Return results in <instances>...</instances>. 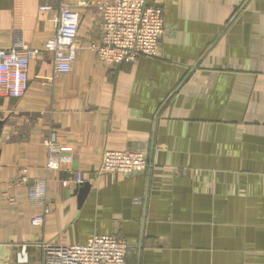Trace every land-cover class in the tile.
<instances>
[{
    "label": "crops",
    "instance_id": "1",
    "mask_svg": "<svg viewBox=\"0 0 264 264\" xmlns=\"http://www.w3.org/2000/svg\"><path fill=\"white\" fill-rule=\"evenodd\" d=\"M103 1L0 0V49H42L62 3L86 44L56 78L41 52L23 97L0 96V264H17L22 245L30 264L36 243L96 234L126 240L125 264H264V0H148L163 9L157 55L112 66L87 47ZM45 139L68 147L56 168ZM105 150H140L149 164L98 173ZM35 179L47 180L40 227Z\"/></svg>",
    "mask_w": 264,
    "mask_h": 264
},
{
    "label": "built area",
    "instance_id": "2",
    "mask_svg": "<svg viewBox=\"0 0 264 264\" xmlns=\"http://www.w3.org/2000/svg\"><path fill=\"white\" fill-rule=\"evenodd\" d=\"M48 4L40 5V11L52 10ZM100 39L89 47L96 57L106 65L131 63L140 55L156 56L160 37L165 31L163 9L148 4V0H105L99 6ZM54 31L42 49L25 45H14L0 49V96L21 98L28 88L30 61L43 51L52 54L53 77L71 71L81 49L86 44L78 41L80 14L70 5L58 6L54 18ZM47 168L58 166V147L51 139H45ZM146 154L140 150H105L97 172H121L133 174L148 166ZM74 181L82 183L79 171L74 172ZM26 180V169L17 182ZM47 180L35 179L28 189V198L41 205L42 211L30 219L34 227L43 225L49 213L46 197ZM39 249L38 264H125L128 248L126 240L117 235L96 234L85 243L61 244L41 241L34 245ZM17 264H29L27 245H22L16 254Z\"/></svg>",
    "mask_w": 264,
    "mask_h": 264
},
{
    "label": "rangeland",
    "instance_id": "3",
    "mask_svg": "<svg viewBox=\"0 0 264 264\" xmlns=\"http://www.w3.org/2000/svg\"><path fill=\"white\" fill-rule=\"evenodd\" d=\"M38 252L36 250H33L30 254V264H38Z\"/></svg>",
    "mask_w": 264,
    "mask_h": 264
},
{
    "label": "water",
    "instance_id": "4",
    "mask_svg": "<svg viewBox=\"0 0 264 264\" xmlns=\"http://www.w3.org/2000/svg\"><path fill=\"white\" fill-rule=\"evenodd\" d=\"M2 121H0V133H1V128H2ZM83 187V188H80L81 190H82V192L80 193V196H81V198H82V196H83V194H84V192L88 189V187H89V184L88 183H85V184H83V185H81V184H79L77 187ZM79 189V188H78Z\"/></svg>",
    "mask_w": 264,
    "mask_h": 264
}]
</instances>
